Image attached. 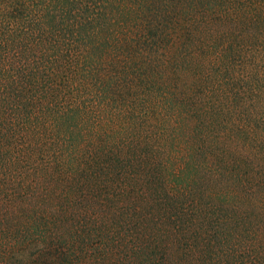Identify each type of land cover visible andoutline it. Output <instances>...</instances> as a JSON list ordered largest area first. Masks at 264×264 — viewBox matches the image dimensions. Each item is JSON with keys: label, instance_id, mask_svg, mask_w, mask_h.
<instances>
[{"label": "trees", "instance_id": "obj_1", "mask_svg": "<svg viewBox=\"0 0 264 264\" xmlns=\"http://www.w3.org/2000/svg\"><path fill=\"white\" fill-rule=\"evenodd\" d=\"M0 140L54 239L264 264V0H0Z\"/></svg>", "mask_w": 264, "mask_h": 264}, {"label": "rangeland", "instance_id": "obj_2", "mask_svg": "<svg viewBox=\"0 0 264 264\" xmlns=\"http://www.w3.org/2000/svg\"><path fill=\"white\" fill-rule=\"evenodd\" d=\"M7 148L6 142L0 140V156L8 151ZM5 165L8 175L6 180H0V264H118L117 258H107L97 252L101 245L96 241L82 242L81 238L78 241H59L52 238L50 233L54 228L60 230L63 225L59 223L57 227H52L46 215L62 217L65 211L53 210L44 216L22 205L19 199L23 196L12 189L22 176L17 172L12 176L8 173V158ZM36 166L39 164L36 163ZM21 167L28 171L25 174L28 177L26 183L32 187L31 191L46 180L28 165Z\"/></svg>", "mask_w": 264, "mask_h": 264}]
</instances>
